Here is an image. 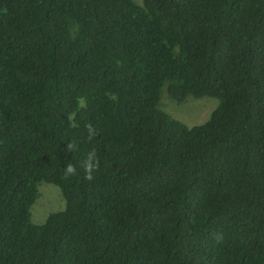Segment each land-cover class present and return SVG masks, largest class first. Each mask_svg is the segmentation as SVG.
I'll return each mask as SVG.
<instances>
[{
    "label": "trees",
    "instance_id": "1",
    "mask_svg": "<svg viewBox=\"0 0 264 264\" xmlns=\"http://www.w3.org/2000/svg\"><path fill=\"white\" fill-rule=\"evenodd\" d=\"M0 264H264V0H0Z\"/></svg>",
    "mask_w": 264,
    "mask_h": 264
},
{
    "label": "rangeland",
    "instance_id": "2",
    "mask_svg": "<svg viewBox=\"0 0 264 264\" xmlns=\"http://www.w3.org/2000/svg\"><path fill=\"white\" fill-rule=\"evenodd\" d=\"M215 105L216 99L213 97L190 96L178 102L169 98L164 88L159 101L162 109L187 125L205 121ZM38 190L39 196L30 208V220L33 223H41L50 212L61 210L65 203L60 189L54 184L41 183Z\"/></svg>",
    "mask_w": 264,
    "mask_h": 264
},
{
    "label": "clouds",
    "instance_id": "3",
    "mask_svg": "<svg viewBox=\"0 0 264 264\" xmlns=\"http://www.w3.org/2000/svg\"><path fill=\"white\" fill-rule=\"evenodd\" d=\"M91 160H92V157L89 158V162H88V164H87V167H88L89 169H91L92 167L95 166L94 164L91 163ZM72 171H73V168H72L71 166H68V168H67V172H68V173H71Z\"/></svg>",
    "mask_w": 264,
    "mask_h": 264
}]
</instances>
